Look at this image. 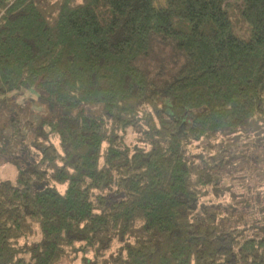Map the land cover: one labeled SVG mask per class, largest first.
I'll return each instance as SVG.
<instances>
[{
  "label": "trees",
  "instance_id": "1",
  "mask_svg": "<svg viewBox=\"0 0 264 264\" xmlns=\"http://www.w3.org/2000/svg\"><path fill=\"white\" fill-rule=\"evenodd\" d=\"M29 90L76 112L0 181V264H264L225 183L264 134V0H0V105Z\"/></svg>",
  "mask_w": 264,
  "mask_h": 264
},
{
  "label": "rangeland",
  "instance_id": "2",
  "mask_svg": "<svg viewBox=\"0 0 264 264\" xmlns=\"http://www.w3.org/2000/svg\"><path fill=\"white\" fill-rule=\"evenodd\" d=\"M160 49L163 48L155 46L153 54ZM37 96L35 90L10 94L0 105V145L6 149L3 160L0 159V181L14 182L17 171L12 162L27 165L37 160L39 154L33 144L32 130L42 119L76 112L75 108L64 106L48 109L38 101ZM82 108L86 113L97 114L101 112L102 105L86 103ZM133 138L134 134L128 131L127 140L131 142ZM54 141L57 144V140ZM236 148L245 151L248 157L236 171L226 175L225 183L236 196L234 200L227 194L226 199L234 200L242 224L250 226L264 220V134L244 137ZM31 239H37V236ZM89 253L78 246L72 257L64 258L59 264H84L83 256L91 257Z\"/></svg>",
  "mask_w": 264,
  "mask_h": 264
}]
</instances>
